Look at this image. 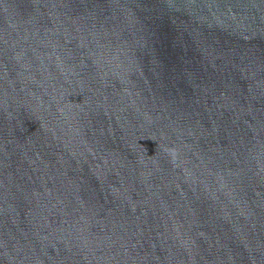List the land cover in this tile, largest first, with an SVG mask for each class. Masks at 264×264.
<instances>
[{"label": "water", "instance_id": "obj_1", "mask_svg": "<svg viewBox=\"0 0 264 264\" xmlns=\"http://www.w3.org/2000/svg\"><path fill=\"white\" fill-rule=\"evenodd\" d=\"M264 51V0H200Z\"/></svg>", "mask_w": 264, "mask_h": 264}]
</instances>
